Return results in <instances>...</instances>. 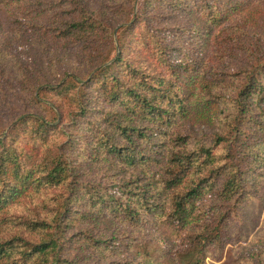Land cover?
I'll use <instances>...</instances> for the list:
<instances>
[{"label":"trees","instance_id":"obj_1","mask_svg":"<svg viewBox=\"0 0 264 264\" xmlns=\"http://www.w3.org/2000/svg\"><path fill=\"white\" fill-rule=\"evenodd\" d=\"M263 191L264 0H0V264H214Z\"/></svg>","mask_w":264,"mask_h":264},{"label":"rangeland","instance_id":"obj_2","mask_svg":"<svg viewBox=\"0 0 264 264\" xmlns=\"http://www.w3.org/2000/svg\"><path fill=\"white\" fill-rule=\"evenodd\" d=\"M242 218L241 235L244 240L237 245L228 246V251L224 252L222 259L219 262H214V264H222L229 259L242 257L247 259L250 257V252L255 248V241L264 239V195L259 203L253 202L244 208ZM210 263L211 260L207 259V264Z\"/></svg>","mask_w":264,"mask_h":264}]
</instances>
